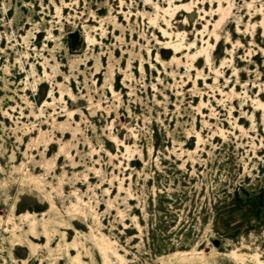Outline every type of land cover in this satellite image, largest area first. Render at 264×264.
Returning a JSON list of instances; mask_svg holds the SVG:
<instances>
[{"label":"rangeland","instance_id":"obj_1","mask_svg":"<svg viewBox=\"0 0 264 264\" xmlns=\"http://www.w3.org/2000/svg\"><path fill=\"white\" fill-rule=\"evenodd\" d=\"M0 264H264V0H0Z\"/></svg>","mask_w":264,"mask_h":264}]
</instances>
